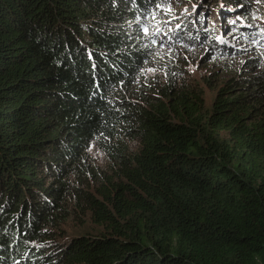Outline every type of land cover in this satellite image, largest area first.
Here are the masks:
<instances>
[{
	"label": "trees",
	"instance_id": "obj_1",
	"mask_svg": "<svg viewBox=\"0 0 264 264\" xmlns=\"http://www.w3.org/2000/svg\"><path fill=\"white\" fill-rule=\"evenodd\" d=\"M209 5L246 37L264 25V0ZM154 7L0 0V264H264V72L208 108L145 86ZM78 213L97 229L51 239Z\"/></svg>",
	"mask_w": 264,
	"mask_h": 264
},
{
	"label": "rangeland",
	"instance_id": "obj_2",
	"mask_svg": "<svg viewBox=\"0 0 264 264\" xmlns=\"http://www.w3.org/2000/svg\"><path fill=\"white\" fill-rule=\"evenodd\" d=\"M211 2L155 0L153 13L141 19V35L149 41L151 55L138 77L145 86L164 87L170 78H174L176 84H192L208 108L225 83L264 72V25L258 23L259 27L254 28L256 36L246 37L232 22V14L236 18L238 11L225 14L215 9L212 11ZM254 11L258 10L254 8ZM188 25L191 26L190 31ZM200 27L208 30L201 34ZM138 88L131 86L125 95ZM145 92L158 93V90L149 88ZM86 155L87 162L98 166L106 161L95 141H92ZM95 229L86 216L78 213L76 217L56 224L50 235L51 239L64 238Z\"/></svg>",
	"mask_w": 264,
	"mask_h": 264
}]
</instances>
